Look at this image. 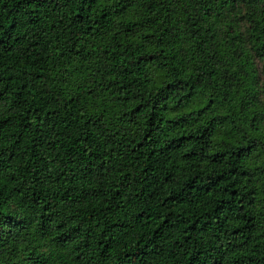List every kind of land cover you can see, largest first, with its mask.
<instances>
[{
  "label": "trees",
  "instance_id": "trees-1",
  "mask_svg": "<svg viewBox=\"0 0 264 264\" xmlns=\"http://www.w3.org/2000/svg\"><path fill=\"white\" fill-rule=\"evenodd\" d=\"M0 264H264V0H0Z\"/></svg>",
  "mask_w": 264,
  "mask_h": 264
},
{
  "label": "rangeland",
  "instance_id": "rangeland-1",
  "mask_svg": "<svg viewBox=\"0 0 264 264\" xmlns=\"http://www.w3.org/2000/svg\"><path fill=\"white\" fill-rule=\"evenodd\" d=\"M254 65H255V68L257 69V70H259V63L256 61V60H254ZM259 73V72H258Z\"/></svg>",
  "mask_w": 264,
  "mask_h": 264
}]
</instances>
